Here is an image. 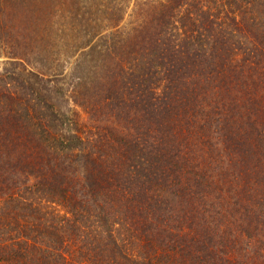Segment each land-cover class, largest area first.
<instances>
[{
	"label": "trees",
	"instance_id": "1",
	"mask_svg": "<svg viewBox=\"0 0 264 264\" xmlns=\"http://www.w3.org/2000/svg\"><path fill=\"white\" fill-rule=\"evenodd\" d=\"M0 264H264V0H0Z\"/></svg>",
	"mask_w": 264,
	"mask_h": 264
},
{
	"label": "rangeland",
	"instance_id": "2",
	"mask_svg": "<svg viewBox=\"0 0 264 264\" xmlns=\"http://www.w3.org/2000/svg\"><path fill=\"white\" fill-rule=\"evenodd\" d=\"M70 1V0H69ZM8 61V58L0 56V71L2 70L4 63Z\"/></svg>",
	"mask_w": 264,
	"mask_h": 264
}]
</instances>
